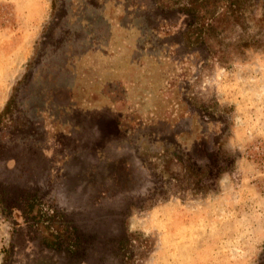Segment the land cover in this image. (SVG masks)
Segmentation results:
<instances>
[{"label": "rangeland", "instance_id": "1", "mask_svg": "<svg viewBox=\"0 0 264 264\" xmlns=\"http://www.w3.org/2000/svg\"><path fill=\"white\" fill-rule=\"evenodd\" d=\"M0 264H264V0H0Z\"/></svg>", "mask_w": 264, "mask_h": 264}, {"label": "trees", "instance_id": "2", "mask_svg": "<svg viewBox=\"0 0 264 264\" xmlns=\"http://www.w3.org/2000/svg\"><path fill=\"white\" fill-rule=\"evenodd\" d=\"M179 9L183 13H187V14L188 13L189 14H192L193 13L192 9H190V8L180 7ZM7 107L5 109H7ZM99 147H100V145H99ZM97 155L99 156V154H97L95 152H92L90 150L86 153V156L88 157V159L91 162H95L96 158L98 157ZM25 201H26V204H27V208H26V210L24 212H28V211H30L32 209L33 206H36V205L39 206V204H40V200L38 199V197L36 196V194H30V195H28L25 198ZM97 201H98L97 199H94V201H92V202L91 201L90 202H85L84 204H93V203H96ZM80 203H82V202H80ZM78 204L76 205L78 207H81V205H83V204H79V205ZM39 209L40 208H38V210ZM15 218H16V216H15ZM29 218L31 220H36L34 216H29ZM69 230H70V233L73 234L74 239L71 240V241H69L64 246L61 245V243L60 244L59 243L58 244L50 243V242L44 240L43 238H41V243L46 248L60 250V251H63L64 253H67L68 255H73V254L76 253L77 247L80 246V236L75 233L76 232V229L74 227H70Z\"/></svg>", "mask_w": 264, "mask_h": 264}, {"label": "crops", "instance_id": "3", "mask_svg": "<svg viewBox=\"0 0 264 264\" xmlns=\"http://www.w3.org/2000/svg\"><path fill=\"white\" fill-rule=\"evenodd\" d=\"M178 217H180V216H179V214L176 213V218H178ZM178 220H179V218H178ZM174 234H176V237H177V232H175Z\"/></svg>", "mask_w": 264, "mask_h": 264}]
</instances>
